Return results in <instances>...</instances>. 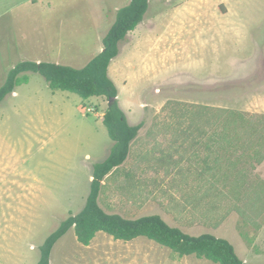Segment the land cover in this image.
<instances>
[{"label": "rangeland", "instance_id": "374dc122", "mask_svg": "<svg viewBox=\"0 0 264 264\" xmlns=\"http://www.w3.org/2000/svg\"><path fill=\"white\" fill-rule=\"evenodd\" d=\"M129 1L0 0V86L24 60L83 67ZM117 48L108 76L128 122L143 125L127 159L102 181L100 206L126 218L159 214L191 235L228 240L246 263L264 264V159L253 167L251 157L239 161L246 172L238 177L251 184L245 200L233 186V195L223 187L212 196L219 208L205 197L190 204L218 176L206 166L227 161L207 140L217 136L212 122L196 112L225 108L248 119L251 137L235 143V155L250 156L240 149L264 138V0H149ZM27 74L0 103V264H37L39 246L82 209L93 164L114 145L101 120L107 97L53 91L40 74ZM183 148L197 157L181 158ZM217 214L223 218L213 224ZM49 264L218 263L179 256L144 236L123 241L100 231L85 246L69 228Z\"/></svg>", "mask_w": 264, "mask_h": 264}, {"label": "trees", "instance_id": "16d2710c", "mask_svg": "<svg viewBox=\"0 0 264 264\" xmlns=\"http://www.w3.org/2000/svg\"><path fill=\"white\" fill-rule=\"evenodd\" d=\"M148 1L130 0L126 6L117 11L115 21L103 38V50L83 67L74 68L54 62L24 60L18 62L8 71L5 81L0 86L1 103L8 94L14 92L16 86L29 81L27 72H31L40 74L53 91H69L85 99L91 96H105L108 100L114 98L101 115V120L108 135L114 141V145L105 159L93 164L89 192L82 209L76 214L70 213L39 246L40 256L37 264H49L54 244L69 228H73L77 241L85 246L90 244L97 232L102 231L115 240L123 241L144 236L168 247L179 256L194 254L196 257L206 258L218 264H249L238 257L233 245L224 238L207 232L191 235L177 226L169 225L159 214L126 218L118 213L105 211L99 204L102 181L109 173L116 171L117 167H120L127 159L130 143L143 125L142 122L138 124L128 122L125 112L118 103L116 86L108 76V65L118 54V43L124 39L126 33L133 30L142 21L148 9ZM195 115L197 118L201 116L206 118V121L212 122L215 128L214 134L217 136L208 135L207 140L216 143L215 149L222 152V155L225 154L224 159L227 161L226 164L221 163L217 169L214 163L206 166V170L212 167L214 171H217L218 176L215 177L211 174V180L206 182L210 186L209 191L193 195L190 204H193V208H197L205 197L211 208L215 209L218 205L213 207L212 196L223 194L224 188L228 194L233 195V186H237L238 189L242 188L238 194L245 200L246 196L243 191L248 188L245 185L251 184L247 182L248 179L245 183L238 177L240 173L246 172L239 161L245 157H251L252 167L260 164L264 159V145H262L264 138L261 140L259 135V139H255L256 142L253 145H245L240 149L241 151L250 149L252 152L250 156L249 153L235 155V143L241 141L247 132L249 137V131L251 137L248 119L239 111L225 108H217L214 112L208 110L196 112ZM199 130L200 134L205 131L201 128ZM207 148L209 147L207 146ZM221 159L222 156H217L215 161ZM199 173L205 175L202 170ZM218 216L212 218L213 224H217L219 219L222 220V214ZM203 217H207V214L203 213Z\"/></svg>", "mask_w": 264, "mask_h": 264}, {"label": "crops", "instance_id": "0c3cea01", "mask_svg": "<svg viewBox=\"0 0 264 264\" xmlns=\"http://www.w3.org/2000/svg\"><path fill=\"white\" fill-rule=\"evenodd\" d=\"M197 143H198V141H197ZM181 147H184V146L182 145ZM184 152H188V153H189V156H188V157H193V158L197 157L196 152L191 151L190 149L183 148L182 151H180V154H179L181 158L184 157V156H183V153H184ZM184 158H185V157H184ZM186 158H187V157H186ZM251 250L253 251V248H252ZM257 250H258V249H257ZM248 253H249V254H250V253L252 254V252H250V250H248ZM254 253L259 254L258 251L254 252Z\"/></svg>", "mask_w": 264, "mask_h": 264}, {"label": "water", "instance_id": "95a60500", "mask_svg": "<svg viewBox=\"0 0 264 264\" xmlns=\"http://www.w3.org/2000/svg\"><path fill=\"white\" fill-rule=\"evenodd\" d=\"M114 98H110L108 101L111 102Z\"/></svg>", "mask_w": 264, "mask_h": 264}]
</instances>
